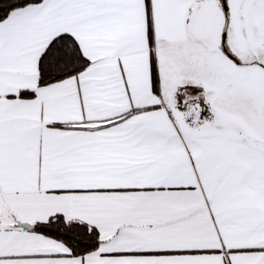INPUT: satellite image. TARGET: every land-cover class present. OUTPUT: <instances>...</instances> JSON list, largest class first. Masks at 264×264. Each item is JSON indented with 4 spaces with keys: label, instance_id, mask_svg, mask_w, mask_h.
Returning a JSON list of instances; mask_svg holds the SVG:
<instances>
[{
    "label": "snow or ice",
    "instance_id": "6c2138e0",
    "mask_svg": "<svg viewBox=\"0 0 264 264\" xmlns=\"http://www.w3.org/2000/svg\"><path fill=\"white\" fill-rule=\"evenodd\" d=\"M0 264H264V0H0Z\"/></svg>",
    "mask_w": 264,
    "mask_h": 264
}]
</instances>
